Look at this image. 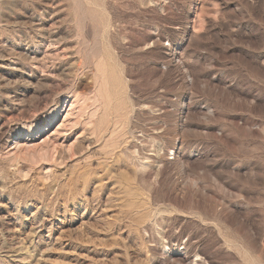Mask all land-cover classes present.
I'll list each match as a JSON object with an SVG mask.
<instances>
[{
	"label": "rangeland",
	"instance_id": "374dc122",
	"mask_svg": "<svg viewBox=\"0 0 264 264\" xmlns=\"http://www.w3.org/2000/svg\"><path fill=\"white\" fill-rule=\"evenodd\" d=\"M0 264H264V0H0Z\"/></svg>",
	"mask_w": 264,
	"mask_h": 264
},
{
	"label": "bare ground",
	"instance_id": "6f19581e",
	"mask_svg": "<svg viewBox=\"0 0 264 264\" xmlns=\"http://www.w3.org/2000/svg\"><path fill=\"white\" fill-rule=\"evenodd\" d=\"M66 103V105L65 106H67L68 105V102H65ZM52 113V112H51ZM56 114H57V112H55ZM60 113V112H59ZM49 124V123H48ZM48 124L46 125V127L48 126Z\"/></svg>",
	"mask_w": 264,
	"mask_h": 264
}]
</instances>
